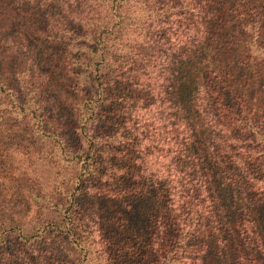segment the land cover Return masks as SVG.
I'll list each match as a JSON object with an SVG mask.
<instances>
[{
	"label": "trees",
	"instance_id": "trees-1",
	"mask_svg": "<svg viewBox=\"0 0 264 264\" xmlns=\"http://www.w3.org/2000/svg\"><path fill=\"white\" fill-rule=\"evenodd\" d=\"M44 142L0 264H264V0H0V156Z\"/></svg>",
	"mask_w": 264,
	"mask_h": 264
},
{
	"label": "rangeland",
	"instance_id": "rangeland-1",
	"mask_svg": "<svg viewBox=\"0 0 264 264\" xmlns=\"http://www.w3.org/2000/svg\"><path fill=\"white\" fill-rule=\"evenodd\" d=\"M57 7V5H52L48 9L41 7L39 12L41 15L49 16L57 13ZM41 46L45 47L46 44L39 43V47ZM53 50L56 53L58 47H54ZM34 51L38 52V49ZM50 53L53 55L52 50ZM75 171L76 168L72 164L62 159L58 148H53L46 142L40 151L36 152L32 150L27 153L23 149L8 151L0 156V199H5L9 203L11 216L23 226L25 232H30L38 223L37 216L40 212L33 198L37 189L39 188L46 197L51 196L56 190L63 192L67 184L65 182L62 185V181L72 180ZM31 187L35 189L32 192ZM19 192L25 197H18ZM53 215L57 218L56 214Z\"/></svg>",
	"mask_w": 264,
	"mask_h": 264
}]
</instances>
